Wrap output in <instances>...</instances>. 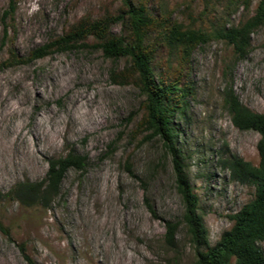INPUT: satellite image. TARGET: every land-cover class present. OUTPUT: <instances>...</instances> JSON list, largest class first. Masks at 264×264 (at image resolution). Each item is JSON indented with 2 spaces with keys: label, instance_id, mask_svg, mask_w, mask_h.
<instances>
[{
  "label": "rangeland",
  "instance_id": "374dc122",
  "mask_svg": "<svg viewBox=\"0 0 264 264\" xmlns=\"http://www.w3.org/2000/svg\"><path fill=\"white\" fill-rule=\"evenodd\" d=\"M258 1L250 0L248 7L244 0H149L148 5L153 15L212 34L247 21ZM12 6L9 16V0H0V62L8 59V49L25 57L83 17L115 14L120 0H12ZM112 32L119 33L120 26ZM88 44L0 71V194L21 182L42 181L48 160L69 151L86 158L83 171L65 173L46 210L0 199V226L8 232L0 230V264H29L20 246L32 264H196L182 225L173 248L164 242L165 223L181 221L182 204L171 158L142 124L143 97L131 80L111 82V72L120 74L126 66L123 59H107L94 42ZM188 69L186 114L174 122L185 141L179 136L176 141L214 246L231 227L229 216L254 196V188L231 180L219 161L225 147L253 166L259 161L258 134L233 126L224 96L231 89L243 106L264 113V24L251 34L243 58L211 38L194 50ZM76 99L86 111L85 122L74 115ZM8 105L18 113L4 116ZM46 131L52 133L50 142ZM258 247L264 253V243Z\"/></svg>",
  "mask_w": 264,
  "mask_h": 264
},
{
  "label": "trees",
  "instance_id": "16d2710c",
  "mask_svg": "<svg viewBox=\"0 0 264 264\" xmlns=\"http://www.w3.org/2000/svg\"><path fill=\"white\" fill-rule=\"evenodd\" d=\"M250 0H244L248 7ZM149 0H120L115 14L105 13L97 19L83 17L58 38L18 56L11 48L8 59L0 62V71L16 65H26L55 53H67L88 48L94 42L103 56L111 60L123 59L126 63L120 74L111 72V82L123 85L131 80L143 97L142 124L152 136L159 137L171 158L177 193L182 204L180 222H166L164 242L174 247L178 227L185 229L196 264H264V253L258 244L264 243V113L258 114L243 106L231 89H227L224 105L233 126L241 131L258 134L256 144L258 164L251 165L230 154L227 147L219 166L229 173L230 179L254 188L253 199L237 213L229 216L231 227L222 233L214 246L208 242V234L198 214V197L184 173L177 136L185 141V132L175 125L186 114L189 88L185 80L189 74V60L194 50L218 38L233 48L238 59L243 58L250 47V36L264 24V0H259L254 14L238 27L219 29L212 34L200 27L184 26L169 20L167 16L153 15ZM9 13L13 12L9 0ZM120 26L113 33V26ZM187 120V118H186ZM86 158L69 151L66 156L48 160V171L40 182L16 184L0 199L17 202L21 207L48 209L59 195L65 173L74 169L83 171ZM149 211L154 215L153 211ZM0 230L8 234L0 226ZM24 259L32 264L24 254Z\"/></svg>",
  "mask_w": 264,
  "mask_h": 264
},
{
  "label": "bare ground",
  "instance_id": "6f19581e",
  "mask_svg": "<svg viewBox=\"0 0 264 264\" xmlns=\"http://www.w3.org/2000/svg\"><path fill=\"white\" fill-rule=\"evenodd\" d=\"M81 99V98H80ZM76 108H75V110H74V115H75V117L77 118V119H79V120H81L82 122H85V120H86V116H87V114L85 113L86 111H84L85 109L83 108V111H82V109H81V107L79 106V103H80V101L79 100H77L76 99ZM9 104H11V103H9ZM83 107H84V105H83ZM17 112V108L16 107H14V106H10V105H8V107H5V109H4V111H3V114H4V116H6V115H10V114H14V113H16ZM18 113V112H17ZM8 115V116H9ZM42 125V121H40L39 123H37V128L39 129V127ZM17 126V125H16ZM84 127V126H83ZM18 128H19V125H18ZM42 129V128H41ZM40 129V130H41ZM46 130H47V128H46ZM42 131V130H41ZM4 132V131H3ZM38 134V133H37ZM46 135H47V140H48V142H50L51 141V137H52V133H49L48 131H46V133H45ZM40 136V135H39ZM38 136V137H39ZM43 136V135H42ZM45 137V136H44ZM54 137V136H53ZM23 140V139H22ZM3 145V144H2ZM1 145V146H2ZM5 145V144H4ZM3 149V148H2ZM5 149V148H4ZM8 149V148H7ZM126 259V258H125ZM124 260V259H123ZM125 261V260H124ZM117 264V263H116ZM125 264H127V263H125Z\"/></svg>",
  "mask_w": 264,
  "mask_h": 264
}]
</instances>
